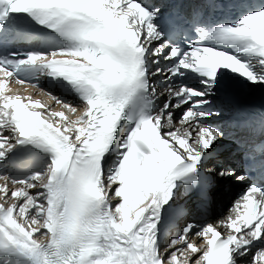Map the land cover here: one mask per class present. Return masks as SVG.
Returning <instances> with one entry per match:
<instances>
[{"label":"snow or ice","instance_id":"obj_1","mask_svg":"<svg viewBox=\"0 0 264 264\" xmlns=\"http://www.w3.org/2000/svg\"><path fill=\"white\" fill-rule=\"evenodd\" d=\"M184 9L0 0V264H264V114L233 135L255 175L228 214L165 231L178 195L208 220L217 182L246 181L211 163L210 121L238 86L264 89V0ZM42 76L80 106L10 86Z\"/></svg>","mask_w":264,"mask_h":264},{"label":"bare ground","instance_id":"obj_2","mask_svg":"<svg viewBox=\"0 0 264 264\" xmlns=\"http://www.w3.org/2000/svg\"><path fill=\"white\" fill-rule=\"evenodd\" d=\"M53 109H54V110H59L58 107H57V108H53ZM182 197L184 198L185 196L182 195ZM180 200H181V199H180V197L178 196V197H177V202L180 201ZM177 202H176V204H177ZM176 204H175V205H176ZM175 205H174V206H175ZM175 235H176V234H175ZM169 239H170V238H169ZM197 243H199V241H197Z\"/></svg>","mask_w":264,"mask_h":264}]
</instances>
